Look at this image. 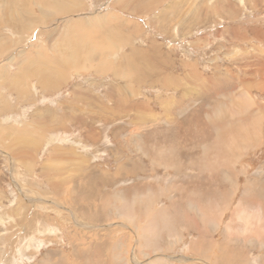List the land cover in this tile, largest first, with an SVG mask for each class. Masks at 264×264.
Segmentation results:
<instances>
[{
    "label": "rangeland",
    "instance_id": "1",
    "mask_svg": "<svg viewBox=\"0 0 264 264\" xmlns=\"http://www.w3.org/2000/svg\"><path fill=\"white\" fill-rule=\"evenodd\" d=\"M50 260L264 264V0H0V264Z\"/></svg>",
    "mask_w": 264,
    "mask_h": 264
},
{
    "label": "bare ground",
    "instance_id": "2",
    "mask_svg": "<svg viewBox=\"0 0 264 264\" xmlns=\"http://www.w3.org/2000/svg\"><path fill=\"white\" fill-rule=\"evenodd\" d=\"M63 10H66V9H63ZM42 11H44L42 8H40V13L42 12ZM45 17V16H44ZM67 54H70V55H66V54H64L65 56H64V61L62 60H60V57H57V55L55 56V59H53L54 61H53V63L54 64H57L58 66H63L64 68H66V67H68L69 65H73V62H74V60H73V56H74V54H76V51L74 50V49H72V51H70V52H68ZM73 55V56H72ZM76 57H78V56H76ZM32 62V61H31ZM77 62V61H76ZM76 62H74V63H76ZM21 64V63H20ZM35 64V63H34ZM38 64H39V62H38ZM17 65H19V64H17ZM31 65V66H30ZM41 65H43V64H41ZM32 66H34L33 65V63L31 64V63H29V67H32ZM52 66H53V64H52ZM258 66V65H257ZM260 66V65H259ZM28 67V68H29ZM40 68V67H39ZM49 67H47V68H43L42 69V71H38L39 69H38V67H36V69H35V71L34 70H32V69H30L31 71L29 72V74L28 73H21V71L22 70H20V72H19V68H18V75H14V76H12V77H8V78H5V79H3V82L5 83V88L7 89V90H12V91H16L17 93H22L23 92V88H22V86H23V84H24V81H26V79H28V77H30L31 75V77H36L37 78V80H39L38 81V83L40 84V86H41V88L43 89H46V90H52V89H54L59 83H60V81L62 80L61 79V77H60V75H58L59 73H57V72H54V70H51V69H48ZM55 68H56V66H55ZM21 69V68H20ZM23 69V68H22ZM28 70V69H27ZM259 70V69H258ZM29 71V70H28ZM58 71V70H57ZM37 72H39V73H37ZM30 73H31V75H30ZM259 73V72H258ZM17 74V73H16ZM217 82H219V81H217ZM243 92H244V90H242ZM245 95H246V93H245ZM249 95H250V93H249ZM248 95V96H249ZM237 97V96H236ZM235 97V100L237 101V104H238V110H243V111H246L247 109H248V107H251V105H252V103L249 101V98H245L244 96H243V94L241 93V97L240 96H238V98H236ZM251 97V96H250ZM234 100V99H233ZM254 107H255V105H254ZM257 107V106H256ZM259 112H258V108L255 110L254 109V111H252V114H254V116L255 117H258L259 119L258 120H262L261 119V117L259 116V114H258ZM226 114V111H225V109H222V110H220V111H218V116L219 117H221L222 115L224 116ZM260 125V124H259ZM261 127V126H260ZM252 131V125H250V126H248V129H245V130H243V131H241V132H239V134H240V137L239 138H241L240 140H241V144L243 145V148H247L246 146H244V139L245 138H248L247 136V134L248 133H250ZM244 133V134H243ZM6 134V133H5ZM241 134H243V136L241 137ZM235 138V137H234ZM249 139V138H248ZM254 139H256V136L254 137ZM237 143V142H236ZM258 143V141L257 142H249V143H247V145H248V147L249 146H253V145H255V144H257ZM14 147H16L15 145H13ZM13 147V148H14ZM20 150H21V148H20ZM14 151V150H13ZM15 156V155H14ZM16 157V156H15ZM17 158V157H16ZM21 158V157H20ZM146 215V214H145ZM244 220V219H243ZM149 228H150V225H149ZM154 230V229H153ZM107 244V243H106ZM57 257V256H56ZM46 262H48V261H46ZM228 262V261H227ZM236 262V261H235ZM47 264V263H46ZM48 264H51L50 263V261L48 262ZM57 264V263H56Z\"/></svg>",
    "mask_w": 264,
    "mask_h": 264
},
{
    "label": "crops",
    "instance_id": "3",
    "mask_svg": "<svg viewBox=\"0 0 264 264\" xmlns=\"http://www.w3.org/2000/svg\"><path fill=\"white\" fill-rule=\"evenodd\" d=\"M179 66L181 68V74L179 76H174L172 79H170V82L166 84V88L171 89V91L174 92V95L172 98V102L170 103V100L164 101L161 104V108L163 107H180L182 103H186L188 100H194L195 97L200 98L198 96H203L204 93H209L208 87L213 86L217 89L222 84H212L210 85L206 84V81L213 79L214 73L212 75L205 76L198 68L197 63H193L189 60H181L179 61ZM222 83V82H221ZM159 86V85H158ZM213 91V90H212ZM222 97V96H221ZM223 98V97H222ZM171 99V98H170ZM161 103V102H160ZM174 104H176L174 106ZM197 105H204L201 102H193L191 101L190 104H186L185 106H197ZM251 147V146H249ZM247 147V148H249ZM51 264H55L50 260Z\"/></svg>",
    "mask_w": 264,
    "mask_h": 264
}]
</instances>
